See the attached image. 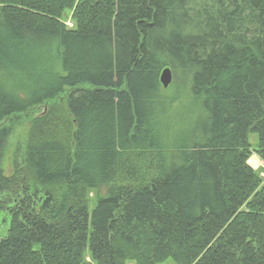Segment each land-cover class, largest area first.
I'll use <instances>...</instances> for the list:
<instances>
[{
    "label": "trees",
    "instance_id": "obj_1",
    "mask_svg": "<svg viewBox=\"0 0 264 264\" xmlns=\"http://www.w3.org/2000/svg\"><path fill=\"white\" fill-rule=\"evenodd\" d=\"M0 5V264H264V0Z\"/></svg>",
    "mask_w": 264,
    "mask_h": 264
},
{
    "label": "rangeland",
    "instance_id": "obj_2",
    "mask_svg": "<svg viewBox=\"0 0 264 264\" xmlns=\"http://www.w3.org/2000/svg\"><path fill=\"white\" fill-rule=\"evenodd\" d=\"M64 20L67 22V25L70 28L74 26L73 22L71 21L70 11H66ZM58 116H60V113L58 114ZM22 120H25L24 123L21 126L19 125L16 126L15 129L13 130V134L9 140V146L6 151V155L2 162V167L6 170L7 174L11 173V169H10L11 163L13 162L16 149H18V146L20 147L24 146V143L27 138L28 129H29L28 122L32 120V116H27L25 119H22ZM249 142L253 145V147H256L257 135L250 133ZM248 164L261 177H264V162L261 161L256 156V154H254L250 158ZM100 193L104 194V190H101ZM94 196H95V193H89V199H90L91 205L94 202L93 201ZM1 205H3V207L5 208V204H1ZM4 210L5 211L0 212V239L6 237L12 227L13 217L11 216V213H10V210H11L10 206L7 211L6 209ZM84 262L85 264H94L91 260V256L89 255V252L85 254ZM164 264H172V260H168Z\"/></svg>",
    "mask_w": 264,
    "mask_h": 264
},
{
    "label": "water",
    "instance_id": "obj_3",
    "mask_svg": "<svg viewBox=\"0 0 264 264\" xmlns=\"http://www.w3.org/2000/svg\"><path fill=\"white\" fill-rule=\"evenodd\" d=\"M173 76L169 68H165L160 76V84L164 89H168L172 84Z\"/></svg>",
    "mask_w": 264,
    "mask_h": 264
}]
</instances>
